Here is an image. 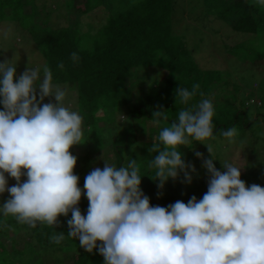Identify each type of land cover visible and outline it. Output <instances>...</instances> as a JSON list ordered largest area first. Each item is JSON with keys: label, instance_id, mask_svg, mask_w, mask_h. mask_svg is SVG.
<instances>
[{"label": "clouds", "instance_id": "9594fccd", "mask_svg": "<svg viewBox=\"0 0 264 264\" xmlns=\"http://www.w3.org/2000/svg\"><path fill=\"white\" fill-rule=\"evenodd\" d=\"M255 3L264 6V0ZM72 59L78 60L76 53ZM16 65L15 58L0 63V194H10L0 204V217L35 228L54 226L71 212L67 235L86 252L97 250L103 264H264V186L246 184L234 163L222 162L224 171L215 167L207 143L215 139L210 99L182 108L149 148L156 153L149 161L153 180L163 188L180 173L191 183L189 170L195 168L185 163L182 146L207 145L211 159L197 153L209 174L207 191L187 203L153 206L141 188L147 175L141 176L134 158L119 167L104 160L81 189L70 149L83 144L82 115L66 105L67 90L53 83L47 64L29 60L20 75ZM197 87H178L175 103L189 105ZM46 97L55 102L44 103ZM153 114L167 119V111ZM222 135L231 143L238 133L231 128ZM7 177L17 183L9 187ZM82 196L89 202L86 215L78 207Z\"/></svg>", "mask_w": 264, "mask_h": 264}, {"label": "trees", "instance_id": "16d2710c", "mask_svg": "<svg viewBox=\"0 0 264 264\" xmlns=\"http://www.w3.org/2000/svg\"><path fill=\"white\" fill-rule=\"evenodd\" d=\"M72 1L66 0L65 4L72 6ZM91 1L94 0H85L82 3L84 10L90 8ZM198 1L199 4L195 0H117V5L108 12L106 21L96 30L92 28L83 30L79 25L81 20L76 22V26L58 27L46 22L36 26V22L32 20L27 28L33 40V53L38 51L43 59L42 64L50 67L53 83L60 86L66 84V87L75 88L79 112L83 114L84 133H87L86 128L89 127V130L93 131L91 135H94L93 141L87 138L89 140L87 147L90 146L91 150L87 152V156L76 155L77 160L88 158L90 161L91 154L107 142L100 129L98 112L103 111V114L107 115V124L114 125L110 116L114 115L117 108L130 106L133 111L130 116L133 122L121 129L116 138L109 141L115 154L114 166L126 165L133 158L138 162L142 161L139 166L140 174L147 176L142 178L141 188L150 198L153 206L167 207L178 200L187 203L193 195L200 199L207 191L208 181L195 176L200 174V171H195L194 174L189 170L192 177L191 183L186 182L184 174L180 173L177 179H169L163 188L158 187V182L153 180L155 179L154 169L149 166L152 153L149 156L143 155L145 148L146 153H149V147L153 143L149 142L151 145L147 143L148 145L144 147L142 141H139V127L135 119L141 117L142 113L148 117L157 118L158 123L171 126L182 108L193 107L202 99H210L215 107L213 117L215 139L208 141L211 144L212 156L217 159L213 162L225 156L223 149L219 148L222 150L220 154L215 148L216 144L222 147L221 142L218 143V141L224 137L222 135L224 131L235 128L238 133L237 138H240L249 127L255 131L256 135H258L257 132H261V128L264 129V121L257 115L249 118L246 108L243 107L246 106V101L244 103L239 97L238 86L230 88L231 70L201 68L195 59L194 51L189 49L188 43L186 44L185 34L176 33L177 30L189 31L190 28L201 33L202 26L199 27L198 23L205 24L207 21L209 32H215L212 35L217 36L220 32L218 25L221 26V24L230 29L229 33L237 32L242 37L251 34L257 38V42L249 39L236 42L233 46L225 44V49L232 55H237L234 63L247 68V62H251V66L247 68L251 74H264L261 72L264 71V48L260 51L252 48L253 45L254 47L258 44L264 45V6L255 3V0ZM108 2L110 3V0ZM102 3V0L95 2L96 5ZM74 6L77 5L74 4ZM187 12L196 15L194 19L197 18V20H194L191 15L186 20ZM39 16L43 17L44 12H41ZM46 20L49 21L47 17L44 21ZM216 24H218L217 27ZM211 33L207 35L211 36ZM73 53L77 54L78 60L73 61ZM152 66H157L164 71L167 75L165 80L168 83L157 89L153 87L152 90L140 93L136 97L135 88L140 91L141 81L144 80L143 75L147 74V69ZM21 72L22 70L17 69V75ZM262 78L259 89L264 84V77ZM194 86H198L196 95L189 105L175 103V90L178 87L191 91ZM165 90L172 91L170 100L164 99ZM245 92L247 91L243 90L241 95ZM250 103H254L256 108H259L256 102ZM160 110L167 111L166 120L153 114ZM258 111H256L257 114H259ZM194 143L197 146L196 142ZM191 147L195 151L194 146ZM206 150L208 151V147ZM206 150L202 151L205 159H211V154ZM180 151L185 155L186 151L184 152L183 149ZM247 166L249 167L250 164ZM249 170L252 171L251 174L241 175L242 180L248 185L264 186V168L253 170L252 167ZM79 185L83 190V179L79 181ZM79 205L82 214L86 215L89 206L86 196H82ZM69 219L71 214L67 217L59 216L54 226L37 224L33 228L17 223L12 217H0V264H46L43 257L49 250L50 257H58L57 261H63L64 257L71 258L72 262L66 264H103V257L97 250L88 253L79 246L78 240L67 235L70 230L67 223ZM60 232L64 233V238L57 243L55 237ZM2 235L10 239V249L2 243ZM21 236L22 239L24 236L27 238L23 239V246L19 247ZM65 244L68 248L61 251ZM52 252L53 254L55 252L54 256ZM56 253L59 255L56 256ZM34 255L37 256L36 259H33Z\"/></svg>", "mask_w": 264, "mask_h": 264}, {"label": "rangeland", "instance_id": "374dc122", "mask_svg": "<svg viewBox=\"0 0 264 264\" xmlns=\"http://www.w3.org/2000/svg\"><path fill=\"white\" fill-rule=\"evenodd\" d=\"M85 0H73L72 6H68L65 4L66 0H0V63L5 62L7 60L14 59L17 61L16 69L26 70L29 60L33 63H40L42 64V57L39 54L38 51L33 53V40L29 36L28 31V25L32 22L36 24V26H40L45 24L53 25L55 27L58 26H76V22L81 20V23H79L80 26H82V29L87 31L92 28V30L98 29L102 23L106 21V17L108 15V12L113 9L115 5H117V0H102L103 3L101 5H96L94 1H91V6L87 10H84L83 8V2ZM114 1V2H113ZM198 4L199 1L195 0ZM6 2L5 4H3ZM77 6H74V4ZM94 3V4H93ZM112 6V7H111ZM67 7V8H66ZM187 10V9H186ZM85 12L80 13L79 12ZM41 12H44V16H39ZM186 12V11H185ZM32 15V16H31ZM190 15L194 19L196 15L185 13V17H187L186 20L190 18ZM46 17L49 19L44 21ZM31 18V19H30ZM194 20H197L194 19ZM194 22V21H192ZM198 23V22H194ZM207 24V25H205ZM202 24L198 23V26L201 27V29L204 31L196 32L193 28H190V30H177L176 33L185 34L186 36V44L188 43L189 49H192L195 53V59L197 60L198 64L201 68H219V69H230L231 77H230V88L238 86V94L242 101H246V106H243L247 110V114L249 118H253L254 116H258L264 121V84L261 86V89L258 87L261 85L262 77H264V74L257 73L256 75L251 74L249 69H247L249 66H251V62H247V68L239 63H234V59L237 58V55H232L225 49V44H228L229 46H233L236 42L241 41H248L249 39L254 40L257 42V38L252 36L251 34H246L245 36H240L237 32L229 33V28L224 26L223 24L220 25L216 24V27H220V32L216 35H212L213 33L209 32V24L207 21H205ZM33 25V24H32ZM182 25V24H181ZM211 25V24H210ZM7 33L6 36L3 34ZM211 33V36H208L207 34ZM238 34V35H237ZM249 35V36H248ZM254 42V44H255ZM257 45V44H256ZM253 50L256 49V51H260L264 48V45H257L254 47L252 46ZM227 52V53H226ZM236 61V60H235ZM254 70V69H251ZM148 73L143 75L144 80L141 81V88L139 89L135 88L134 92L136 97L143 92H148L154 89L159 88L161 85H166L168 82L165 80L166 76L164 71L160 69L157 66H152L149 69H147ZM264 73V71H261ZM262 75V77H261ZM61 87L65 88L67 90V96L65 99V103L67 106L72 108L75 111L79 112L78 101L75 94V88H69L65 85H61ZM166 87V86H165ZM229 88V89H230ZM39 90V89H38ZM247 91L244 93V95H241L242 91ZM170 92L168 90H165L163 93V97L166 100H170ZM258 96H261L263 98H260ZM221 99H223V96H221ZM256 102L259 108H256V105L254 103L250 102ZM48 102H55L54 97H46L44 100V103ZM243 103V104H244ZM258 109L260 111H258ZM0 110H2V106H0ZM256 111L259 112V114L256 113ZM82 112V111H81ZM80 113V112H79ZM133 113L130 106H122L117 108V111L114 112V115L112 114L110 116V119H112L114 125L107 124V115L103 114V111L100 110L98 112V117L100 121V129L101 132L103 131L104 136L106 137V144L102 148H96L92 154L90 161L88 158H85V160H77V164L74 168V173L79 176L80 180H85L86 175H88L92 170H94L96 167H99L103 169L105 165L106 160L109 164L115 165L114 159L115 154L113 151V148L110 145V140H113L116 138L117 134L121 131V129L126 128L129 126L133 120L131 119V114ZM261 113V114H260ZM81 114V113H80ZM83 115V114H81ZM111 122V123H112ZM135 122L138 129V136L139 141H142V146L151 145L153 143L152 137L157 136L160 129L163 127H168L167 124L158 123L157 118L148 117L145 113H142V116L135 119ZM117 126V127H116ZM83 128H84V119H83ZM85 129V128H84ZM89 128H86L87 133L83 134V139L81 143L74 145L70 151L71 153L76 156L80 155V157L87 156V152L91 150V147H87L88 144L87 138L90 140L93 138L94 135L92 130H89ZM260 131V130H257ZM85 132V131H84ZM89 132V133H88ZM263 134H262V133ZM261 132H257L258 135L255 134V131L249 127L245 130V133L240 137H235L233 142H229L227 138L223 137L221 140L218 141L221 142L222 147H218L216 144L215 148H217V152L221 154L222 150L225 153V156H221L218 161L214 162L215 167L218 170L224 171L222 167V162H231L235 165L242 167L240 169L241 175L246 176L249 173L251 174L250 168L253 167L254 169L260 170L264 168V129L261 128ZM94 129V134H95ZM92 139V141H93ZM151 142V143H149ZM91 143V142H90ZM148 143V144H147ZM208 143V142H207ZM193 144V148L195 151L192 150V145L190 144L189 147L182 146L180 149H183L185 152V155H183V159L186 164L194 166L195 171H200L201 173L195 176H198L199 178L204 179L205 181L209 180V174L207 170L203 167V160L197 156V153L202 154V157L205 159V155H203L202 151L206 150L207 145L196 142ZM211 145V144H210ZM226 146V147H225ZM151 147V146H150ZM149 147V148H150ZM225 147V148H224ZM88 148V149H87ZM221 148V149H219ZM140 150V149H139ZM216 149H214L215 151ZM144 154L150 155V153H146L147 149H144ZM202 152V153H201ZM206 152H208L206 150ZM143 153V152H142ZM82 154V155H81ZM141 155V154H139ZM156 155V153H152V156ZM142 156V155H141ZM133 157V156H131ZM143 157V156H142ZM198 158V159H197ZM152 159V157H151ZM88 160V161H87ZM139 166H141L142 161L138 162ZM250 164L248 167L247 165ZM260 164H263V166H260ZM260 168V169H259ZM259 172V171H257ZM7 176V174H6ZM195 177L194 175H192ZM8 178V186H14L17 182L15 179L11 177ZM196 178V177H195ZM242 179V178H241ZM22 180H26V176L22 178ZM80 186V185H79ZM81 187V186H80ZM10 198V194L8 192H5L4 194H0V204L7 201V199ZM80 206V205H78ZM71 212H69V215ZM62 217H65L61 215ZM22 234V232H20ZM24 235V234H23ZM22 235V236H23ZM20 239V242L18 244L19 247L23 246V239H26L27 237L24 236L23 239ZM20 238V237H19ZM10 239L7 236L2 235V243L6 245L8 249H10ZM66 248H68V245L65 244L64 247H62L61 251H64ZM70 251V250H69ZM68 252V251H66ZM51 251H46L44 254V259L46 260V264H66L72 262L71 258H63V261H57L56 257H50ZM53 254V252H52ZM55 255V252L53 256ZM59 255V254H58ZM56 253V256H58ZM36 255L33 256V259H36Z\"/></svg>", "mask_w": 264, "mask_h": 264}]
</instances>
